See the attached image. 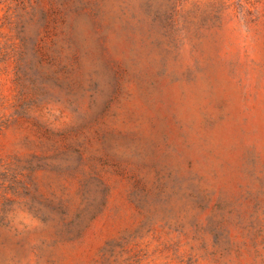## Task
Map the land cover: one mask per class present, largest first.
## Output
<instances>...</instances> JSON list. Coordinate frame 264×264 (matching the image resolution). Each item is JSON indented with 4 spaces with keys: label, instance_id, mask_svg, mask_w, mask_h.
<instances>
[{
    "label": "rangeland",
    "instance_id": "obj_1",
    "mask_svg": "<svg viewBox=\"0 0 264 264\" xmlns=\"http://www.w3.org/2000/svg\"><path fill=\"white\" fill-rule=\"evenodd\" d=\"M81 4L0 0V264H264V0Z\"/></svg>",
    "mask_w": 264,
    "mask_h": 264
},
{
    "label": "trees",
    "instance_id": "obj_2",
    "mask_svg": "<svg viewBox=\"0 0 264 264\" xmlns=\"http://www.w3.org/2000/svg\"><path fill=\"white\" fill-rule=\"evenodd\" d=\"M51 2V9L50 11H41L40 12V21H46L49 16H53L55 22H61V24H67L68 20V13L74 12L78 13L82 10L83 0H50ZM35 19L34 11L31 13L28 22H33ZM27 23V22H26ZM69 24V23H68ZM70 26V24H69ZM23 29L25 28V23H22ZM66 31L63 29V33ZM68 39L72 41V36L68 35ZM24 42L26 43L27 38H23Z\"/></svg>",
    "mask_w": 264,
    "mask_h": 264
}]
</instances>
